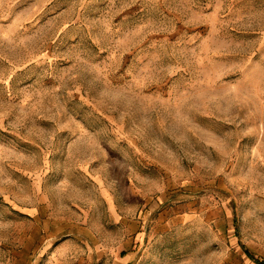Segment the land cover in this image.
Instances as JSON below:
<instances>
[{
    "label": "rangeland",
    "instance_id": "374dc122",
    "mask_svg": "<svg viewBox=\"0 0 264 264\" xmlns=\"http://www.w3.org/2000/svg\"><path fill=\"white\" fill-rule=\"evenodd\" d=\"M264 261V0H0V264Z\"/></svg>",
    "mask_w": 264,
    "mask_h": 264
},
{
    "label": "trees",
    "instance_id": "16d2710c",
    "mask_svg": "<svg viewBox=\"0 0 264 264\" xmlns=\"http://www.w3.org/2000/svg\"><path fill=\"white\" fill-rule=\"evenodd\" d=\"M245 252L248 255V258L253 260L256 264H264V261H255L252 255H250L247 251Z\"/></svg>",
    "mask_w": 264,
    "mask_h": 264
}]
</instances>
